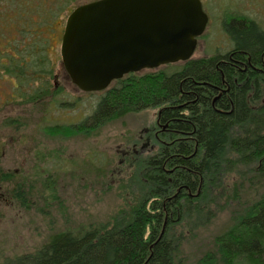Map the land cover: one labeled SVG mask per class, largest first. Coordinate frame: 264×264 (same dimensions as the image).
<instances>
[{"label":"trees","instance_id":"trees-1","mask_svg":"<svg viewBox=\"0 0 264 264\" xmlns=\"http://www.w3.org/2000/svg\"><path fill=\"white\" fill-rule=\"evenodd\" d=\"M76 1L0 0V87L16 77L52 89L51 51ZM223 28L232 52L129 73L92 110L89 121L97 124L159 108L170 130L141 159L148 193L106 226L55 233L38 252L5 264H182L178 225L201 227L232 202L231 225L200 264H264V77L256 70L264 68V28L240 13L229 14ZM230 55L235 68L226 64Z\"/></svg>","mask_w":264,"mask_h":264},{"label":"rangeland","instance_id":"rangeland-1","mask_svg":"<svg viewBox=\"0 0 264 264\" xmlns=\"http://www.w3.org/2000/svg\"><path fill=\"white\" fill-rule=\"evenodd\" d=\"M234 1L202 0L209 23L193 58L224 54L230 49V36L223 28L229 14L247 15L264 28V0ZM78 2L73 3L74 8ZM67 17L68 12L65 21ZM64 26L51 51L56 86H52L50 95L39 96L35 103L3 107L0 102V128L6 131L0 137L5 143L0 151V167L5 171L4 179L0 176V264L38 252L55 233L112 223L148 193L141 159L166 142L164 135L156 131L161 130L157 126L159 108L129 112L104 122L98 129L79 130L69 124L79 120L83 111L88 114L93 110L101 94L83 95L69 83L60 54ZM114 83L115 80L108 90ZM1 87L12 89V84L2 81ZM76 100L80 102L71 107ZM19 118L33 126L23 128V143H14L10 140H16ZM8 122L13 123L5 125ZM235 181L229 182L233 185ZM248 189L249 186L245 201L252 196ZM236 205L228 204L201 227L185 229L178 225V256L182 264H200L205 253L215 249V238L231 225ZM215 264L224 263L217 259Z\"/></svg>","mask_w":264,"mask_h":264},{"label":"water","instance_id":"water-1","mask_svg":"<svg viewBox=\"0 0 264 264\" xmlns=\"http://www.w3.org/2000/svg\"><path fill=\"white\" fill-rule=\"evenodd\" d=\"M208 22L201 0H95L66 19L63 66L80 90L101 91L125 74L189 60Z\"/></svg>","mask_w":264,"mask_h":264},{"label":"flooded vegetation","instance_id":"flooded-vegetation-1","mask_svg":"<svg viewBox=\"0 0 264 264\" xmlns=\"http://www.w3.org/2000/svg\"><path fill=\"white\" fill-rule=\"evenodd\" d=\"M202 4H203V2H202ZM203 8H204V6H203ZM62 36H63V34H62ZM231 38L232 37L230 35L231 46H230V49L227 51V54L230 53V52H232L233 49H234V42L232 41ZM61 41H62V37H61ZM248 61L250 62V58L248 59ZM249 62L247 64L244 63V62H240L241 65H243V67H240L241 70H242V72H246V70L248 68V65H249ZM235 63L236 62L233 60V58H232L231 55L226 58V64H228L230 67H234L235 68ZM250 65L252 66L251 63H250ZM240 68H238V69H240ZM153 70H155V69H143V70L139 71L138 73H146V72H150V71H153ZM256 70L259 73H261V75L264 77V68L262 66H259V67L257 66L256 67ZM66 75H67V79L70 80L69 83L70 84H73L76 88H78L72 82V80H71V78H70V76L68 75L67 72H66ZM36 77H38V74H35V75L32 74V81ZM54 78H55V75H54V77H49V83L55 87L56 86V82H55V79ZM6 82H9V84H12V89L10 87L7 88V89H5L3 87H0V102H1V104H2L3 107L5 105H7V104H9L10 106H12L11 104L18 103V102H22V103H35V102H38V98H39L38 95H42V96H46L47 95V96H49L50 93H51V90H48V89H42V90L36 89V88H38V79L37 80L35 79V81L33 82V84H32V82H30L29 83L30 86H28L26 84H23V83L19 84L18 83L19 81L17 80L16 77H11L8 80H6ZM112 82H114V81H112ZM112 82H111V84H112ZM53 83H55V85ZM109 86L107 88L101 90V91H90V92H87V91H82L79 88H78V90H80L82 94L83 93L84 94H91V93L98 92V93L101 94V97L99 99V100H101L102 97H104L106 95V93L108 92ZM79 102H80V100H76V101L72 102L71 103V107H73L74 105H77V103H79ZM3 107H1V108H3ZM80 107L83 108V106H81V105H80ZM81 111L82 110H80L79 112H81ZM91 116H92V110L88 114H87V112L83 111L82 115H80V119L79 120H77L75 122L71 121L69 124H71V126L73 128H79V130L82 129V128H84V127H90V128H97L98 129L99 127H101L103 125V123H97V124L91 123L89 121V118ZM19 120H20V122H18ZM19 120H16L17 121L16 122L17 124H16L15 128H17V129L14 132V135H15L16 140H13V139L10 140L11 142H14V143L15 142H22L23 143V140H24L23 138L26 135L24 133V131H23V128L25 126H27V125H32L33 126V124L24 122V120L22 118H19ZM4 123H5V120L1 123V126L2 127H3ZM10 123H13V122H8L5 125H8ZM71 126H70V128H71ZM157 126L161 130H156V131L159 132V133H162V134H164V133H166V132H168L170 130L168 124H162L160 121H159V123L157 122ZM4 128L5 127L0 128V131L2 132V134H0V137L1 138H2V136L4 137L6 135L5 134L6 131H5ZM11 129H14V127H11ZM158 134L156 136H158ZM3 145H5V143H3V140H0V151L3 150L2 149V146ZM47 150H49V148ZM38 169H40V167ZM37 170L34 169L35 172H37ZM2 175H5V171L0 167V176H2ZM0 189H1V187H0ZM179 191H180V189H178V192L177 193H179Z\"/></svg>","mask_w":264,"mask_h":264}]
</instances>
